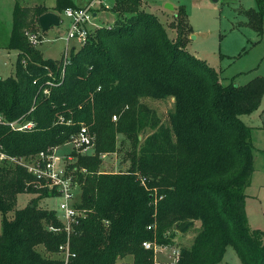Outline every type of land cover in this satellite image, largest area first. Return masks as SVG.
<instances>
[{
  "label": "trees",
  "instance_id": "1",
  "mask_svg": "<svg viewBox=\"0 0 264 264\" xmlns=\"http://www.w3.org/2000/svg\"><path fill=\"white\" fill-rule=\"evenodd\" d=\"M255 2L242 14L260 37L264 0ZM66 8L78 7L55 0L51 12ZM46 12L18 2L12 9L6 48L16 58L13 76L0 78V117L33 128L0 124V147L8 156H31L65 144L80 126L93 138L91 155H71L77 207L86 213L70 233L66 264H152L143 241L170 244L189 232L176 264H218L227 247L239 264H264V231L249 229L244 212L254 148L240 120L260 105L264 79L222 84L185 50L192 33L183 10H173L169 39L139 0H113L112 24L89 32L60 75L62 59H43L23 35L39 34L37 18ZM144 99L171 100L165 123ZM110 154L120 157L118 171H100L99 156ZM20 194L33 197L16 209ZM48 197L56 195L34 188L25 170L0 162V264L63 263L56 253L64 233L48 231L60 223L38 206Z\"/></svg>",
  "mask_w": 264,
  "mask_h": 264
},
{
  "label": "rangeland",
  "instance_id": "2",
  "mask_svg": "<svg viewBox=\"0 0 264 264\" xmlns=\"http://www.w3.org/2000/svg\"><path fill=\"white\" fill-rule=\"evenodd\" d=\"M75 6L82 7L84 0H72ZM111 5L112 0H105ZM140 9L152 13L164 28L169 39L175 37L174 30L169 27L172 21L173 9L183 10L187 26L191 35L185 43V50L203 60L213 68L222 84L232 83L241 86L255 77L264 79V17L261 28L263 34H256L245 26L243 10L256 9L255 0H139ZM15 2L22 7L31 8L41 6L48 12L54 7L55 0H0V78L13 76L16 52L6 48L7 39L12 23V9ZM171 6L172 10L164 8ZM54 13V12H51ZM55 14V13H54ZM57 27H51L44 33L38 30L40 42L35 48L43 59L58 60L64 51V41L69 21L60 13ZM113 16L110 12H98L97 24H112ZM67 56L78 45L69 41ZM142 102L152 111L162 123H165L167 113L171 109V100H150ZM241 122L250 128L249 139L254 148L253 172L244 189V212L248 228L264 231V96L259 107L250 115L240 116ZM73 147L70 143L57 146L54 151L56 165L64 166L66 157L71 156ZM119 155H105L99 168L102 172H117L119 169ZM29 194H20L16 197L15 208H23L32 198ZM59 197L42 199L38 206L58 213ZM193 233H186L178 241L179 245H188ZM37 250H40L39 248ZM218 264H239L230 247H227Z\"/></svg>",
  "mask_w": 264,
  "mask_h": 264
},
{
  "label": "built area",
  "instance_id": "3",
  "mask_svg": "<svg viewBox=\"0 0 264 264\" xmlns=\"http://www.w3.org/2000/svg\"><path fill=\"white\" fill-rule=\"evenodd\" d=\"M113 3V0L111 4ZM109 5L105 0H87L82 7L66 8L61 14L69 21V26L66 30L64 41V51L61 57L62 70L67 64V44L69 41L75 42L78 47L82 46L86 40L89 32L101 26H109L107 24H97L95 20L98 18V12L103 13L110 10ZM59 20V19H58ZM23 35L31 46H36L40 42L39 35L29 31H24ZM24 65V61H21ZM50 86V83H46ZM43 94H47L45 88ZM112 121L115 117L111 118ZM0 124H5L10 130L23 132L29 131L33 128L31 121L14 120L12 122H4L0 117ZM93 138L89 135L85 126H80L77 132L69 136L66 143H70L73 147V154L84 156L92 154ZM56 147L46 148L34 155L27 157H12L6 155L0 147V162H7L8 164L18 166L25 170L33 180V187L41 188L48 193H54L56 197L60 198L57 211L55 215L60 223V228H50L51 232H63L65 241L57 247V257L66 264L67 259L73 257L68 249V239L72 229L78 225V222L85 217V210L78 208L79 203V182L75 176V169L70 167L73 162V157L69 156L64 159V166L55 164L54 151ZM105 155H100L101 161ZM80 170L79 173H83ZM141 186H145L144 178H139ZM153 226H147L146 229L150 230ZM141 248L145 251L151 252L152 264H176L180 258V245L177 241H172L170 244L157 245L148 241H143L140 244ZM121 264V263H119Z\"/></svg>",
  "mask_w": 264,
  "mask_h": 264
},
{
  "label": "water",
  "instance_id": "4",
  "mask_svg": "<svg viewBox=\"0 0 264 264\" xmlns=\"http://www.w3.org/2000/svg\"><path fill=\"white\" fill-rule=\"evenodd\" d=\"M210 1L215 2L216 0H210ZM164 8L167 10H172V7L169 5H165ZM58 24H59V20L57 15L51 12H46L37 18V26L41 33H44L46 30H48L51 27H57Z\"/></svg>",
  "mask_w": 264,
  "mask_h": 264
},
{
  "label": "crops",
  "instance_id": "5",
  "mask_svg": "<svg viewBox=\"0 0 264 264\" xmlns=\"http://www.w3.org/2000/svg\"><path fill=\"white\" fill-rule=\"evenodd\" d=\"M173 9V8H172ZM174 10V9H173ZM194 57H196V56H194ZM197 58V57H196ZM199 59V58H198ZM247 83V82H246ZM264 96V95H263ZM261 103V102H260ZM259 107V106H258ZM248 115H250V114H248Z\"/></svg>",
  "mask_w": 264,
  "mask_h": 264
}]
</instances>
